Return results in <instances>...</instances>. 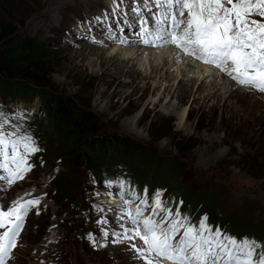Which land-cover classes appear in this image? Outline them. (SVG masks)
Segmentation results:
<instances>
[{
	"label": "rangeland",
	"instance_id": "374dc122",
	"mask_svg": "<svg viewBox=\"0 0 264 264\" xmlns=\"http://www.w3.org/2000/svg\"><path fill=\"white\" fill-rule=\"evenodd\" d=\"M148 3L154 11L153 0ZM144 4L145 0L120 3V16L129 17L125 24L113 14V0H0V16L20 24L18 37L34 38L56 52L49 66L52 89L87 110L97 135L128 137L156 164L134 169L130 162H122L107 176H97L85 165L70 170L59 145L41 134L38 98L0 94V114L9 119L4 130L32 135L40 148L30 157L33 169L26 178L0 191L5 209L20 197L41 199L25 218L9 264H143L126 250L127 243L113 244L111 237L101 235V227L119 233V223H126V218H113L122 201L107 194L106 180H124L126 188L138 193L146 189L149 200L162 190V199L174 211L180 205L191 223L198 224L203 217L225 234L255 240L258 246L264 243V94L235 85L197 60L210 73H189L182 64L164 72L139 62L144 50L172 48L179 53L171 44L154 48L118 42L119 37L138 40L140 25L132 8L138 6L151 21ZM126 50L131 54L122 57ZM126 70L130 77L136 71L142 77L133 75L130 85ZM113 76L122 87L107 84ZM234 90H239L237 95ZM66 176L75 178L68 187L63 182ZM111 191H118V186ZM101 217L111 222L98 225ZM93 238L105 246L94 247Z\"/></svg>",
	"mask_w": 264,
	"mask_h": 264
},
{
	"label": "snow or ice",
	"instance_id": "6c2138e0",
	"mask_svg": "<svg viewBox=\"0 0 264 264\" xmlns=\"http://www.w3.org/2000/svg\"><path fill=\"white\" fill-rule=\"evenodd\" d=\"M122 2L113 0L116 5L113 14L127 24V14L120 16ZM153 3L154 11L148 0L144 4V9L152 13L151 21L144 19L138 6L132 8L135 22L140 25L138 40L130 42L119 37L120 44L131 47L139 43L154 48L171 44L183 56L214 67L235 85L264 94V0H153ZM7 128V115L0 114V184L3 185L0 191L24 180L33 169L30 157L40 151L32 135L15 129L5 131ZM104 184L109 196H119L122 201L119 214L113 210V218L117 221L126 218V223H119V233H109L101 227V235L111 237L113 244L127 243L126 250L133 253L134 260L143 264H161V261L264 264V243L258 246L255 240L225 234L209 226L203 217L198 224L191 223L181 213L180 205L174 211L162 199V190H156L149 200L146 189L138 193L126 188L124 180H106ZM117 186L118 191H111ZM40 204V198L20 197L5 209L0 199V264H9L13 251L19 247L26 216ZM100 210L98 207L97 211ZM110 222L106 217L96 221L101 226ZM92 243L94 247L105 246L97 244L95 238Z\"/></svg>",
	"mask_w": 264,
	"mask_h": 264
},
{
	"label": "trees",
	"instance_id": "16d2710c",
	"mask_svg": "<svg viewBox=\"0 0 264 264\" xmlns=\"http://www.w3.org/2000/svg\"><path fill=\"white\" fill-rule=\"evenodd\" d=\"M19 26L11 18L0 16V94L10 99L38 98L41 134L59 145L68 168L85 165L97 176H107L122 162H130L134 169L146 164L154 167L155 161L144 148L128 137L97 135L87 110L52 89L49 66L56 52L34 38L18 37ZM74 180L66 176L63 182L68 187Z\"/></svg>",
	"mask_w": 264,
	"mask_h": 264
},
{
	"label": "bare ground",
	"instance_id": "6f19581e",
	"mask_svg": "<svg viewBox=\"0 0 264 264\" xmlns=\"http://www.w3.org/2000/svg\"><path fill=\"white\" fill-rule=\"evenodd\" d=\"M153 7V6H152ZM104 29V28H103ZM106 29V28H105ZM40 30V29H39ZM171 46V45H170ZM175 48V47H174ZM142 49V48H141ZM127 51V50H126ZM131 51H127V52H124L122 54V57H126V56H129L131 53ZM182 56V55H181ZM185 57V56H184ZM183 57V58H184ZM139 62H147L148 64H151V65H157L161 68L162 71L166 72V70L168 69H174V70H177L178 67L182 64V66L184 65L186 70L189 72V73H195V72H201L202 75H206L208 73H210V71L208 69H206L205 67H201V66H198V64L193 61L189 60L187 61V59H182L180 56H179V53H177L175 50H173L172 48H159L157 50H144L140 53L138 59H137ZM180 61L181 63L177 64L175 62H178ZM200 63V62H199ZM202 64V62H201ZM204 65V64H203ZM158 67V68H159ZM124 71V70H123ZM128 70H126L125 72V75H127V78L129 79V83L128 84H132L135 80V78H141L142 75L140 73H138L137 71L133 74L135 75L136 77L134 78V76L132 75L131 77L128 76ZM164 74V73H163ZM130 75V74H129ZM154 75V74H153ZM163 76V75H162ZM166 76V74L164 75V77ZM216 77H218L216 75ZM221 79V78H220ZM221 82H225L227 85L229 82L225 81V80H220ZM108 85H113L112 87H122L123 85L118 83V79L116 77H111L108 82H107ZM231 85V84H230ZM227 88V87H226ZM226 88H222L224 90H228ZM237 89V88H236ZM183 91V90H182ZM239 90H234L232 92L235 93V95H237ZM144 93V92H143ZM142 93V94H143ZM229 96L231 97V95L229 94ZM221 102V101H220ZM225 102H223V105H224ZM222 105V106H223ZM220 106V105H219ZM184 117V113H182L180 115V119H183ZM31 194V193H30ZM33 194V193H32ZM37 195V194H36ZM108 226H106L107 228ZM113 230H110L108 229V232L111 233ZM132 256V255H131ZM161 264H167L166 261H161Z\"/></svg>",
	"mask_w": 264,
	"mask_h": 264
}]
</instances>
